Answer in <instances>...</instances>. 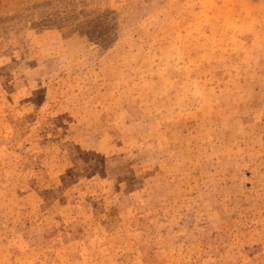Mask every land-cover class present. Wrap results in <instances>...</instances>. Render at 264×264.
<instances>
[{
    "label": "rangeland",
    "instance_id": "1",
    "mask_svg": "<svg viewBox=\"0 0 264 264\" xmlns=\"http://www.w3.org/2000/svg\"><path fill=\"white\" fill-rule=\"evenodd\" d=\"M0 264H264V0H0Z\"/></svg>",
    "mask_w": 264,
    "mask_h": 264
}]
</instances>
